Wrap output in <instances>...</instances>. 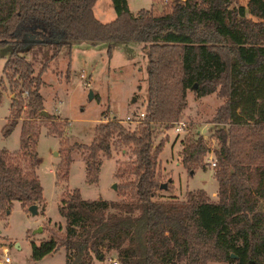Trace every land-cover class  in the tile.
<instances>
[{
    "label": "trees",
    "instance_id": "16d2710c",
    "mask_svg": "<svg viewBox=\"0 0 264 264\" xmlns=\"http://www.w3.org/2000/svg\"><path fill=\"white\" fill-rule=\"evenodd\" d=\"M94 1L0 0V44H17V31L31 30L35 37L46 29L62 33L55 47L105 41L109 54L113 41L141 42L146 59L143 115L136 125L105 119L93 126L88 144L78 145L86 151L84 180L90 183L97 180L100 155L109 157L112 146L129 147V176L117 184L121 198H82L77 188H67L57 203L63 230L58 225L49 228L47 238L30 241L31 258L61 246L64 264H86L91 254L103 256V246L117 251L119 264H264V0L245 5L167 0L160 9L134 13L126 0H111L114 16L106 22L94 16ZM42 67L34 74L31 62L15 49L1 67L16 88L2 134L14 127L21 108L26 115L18 149L0 148V214L13 200L24 209L45 203L28 128V120L43 107ZM193 83L199 96L214 91L224 96L210 119L218 124L212 173L216 199L200 188L186 190L183 199L155 198L154 169L163 141L153 145L152 126L179 117ZM48 130L61 136L56 125ZM207 150L201 135L187 139L179 150L181 163L188 169L204 167ZM68 164L67 156L58 161L56 181L66 180Z\"/></svg>",
    "mask_w": 264,
    "mask_h": 264
},
{
    "label": "rangeland",
    "instance_id": "374dc122",
    "mask_svg": "<svg viewBox=\"0 0 264 264\" xmlns=\"http://www.w3.org/2000/svg\"><path fill=\"white\" fill-rule=\"evenodd\" d=\"M126 1L132 13L139 8L152 6L160 9L167 2ZM243 2L232 0L231 3ZM92 11L102 22L114 16L111 0H95ZM22 32H16L19 40L15 47L9 43L0 44V128L10 117L9 102L16 91L4 77L1 67L7 53L15 49L31 62L34 74L43 66L39 93L46 114L36 113L28 120V128L29 144L36 153L35 172L45 203L43 208L38 203L37 212L31 213L13 200L9 211L0 214V246L7 247L10 261L5 264H64L65 250L61 246L39 259H32L30 241L37 243L47 238L50 235L49 228L56 229L60 225V230H63L64 219L57 211V203L67 188H77L82 198H121L117 193V184L129 176L127 169L133 158L129 147L112 146L109 157L100 155L97 180L90 183L84 180L83 157L86 151L78 145L88 144L93 137V126L105 119H119L128 128L136 125L146 95V59L141 42L113 41L108 54L105 41H77L69 46L60 44L55 47L52 43L62 37L60 31L52 33V36L43 29L35 37L31 30H25L24 35ZM80 72L88 80V85L82 83ZM185 98V106L175 120L184 122L179 132L173 131L174 124L154 123L152 126L153 145L159 140L163 141L154 169V176L159 182L154 191L155 198L183 199L186 190L200 188L209 199L214 200L217 183L212 175L214 167L209 160H213L214 151L205 152L204 167L188 169L181 163L179 150L182 142L193 140L198 134L209 150L217 147L214 131L218 124L212 123L210 119L224 96L215 91L199 96L190 87L186 89ZM25 115L24 108H21L14 127L5 135L0 130V148L7 151L18 149L19 127ZM125 115H130V121L125 120ZM51 125L60 128V137L50 133L48 129ZM65 156L69 158L66 180L56 181V165ZM115 171L119 176H116ZM161 183H165L164 187ZM260 206L263 207V204L260 203ZM100 250L103 256L98 258L93 255L86 264L118 262L117 251L107 250L103 246ZM207 264L224 263L208 261Z\"/></svg>",
    "mask_w": 264,
    "mask_h": 264
},
{
    "label": "built area",
    "instance_id": "2783aa9c",
    "mask_svg": "<svg viewBox=\"0 0 264 264\" xmlns=\"http://www.w3.org/2000/svg\"><path fill=\"white\" fill-rule=\"evenodd\" d=\"M79 76L82 79V83L85 84V85H88V80L85 79L84 74L82 72L79 73ZM142 115H143V112L139 111L138 112V116L141 117ZM125 120L126 121H130V115H125ZM171 124H174L172 126V128H173V131L177 133V132H179L182 129V126L184 125V122L181 121V120H177V121L171 122ZM207 151L213 152V149H210V150L208 149ZM209 160H210V164L213 166L214 165V158H213V160L212 159H209ZM91 257H93L92 254H91ZM0 260L2 261L3 264H5L6 262L10 261V258H9L8 254H7V247L3 246V245L0 246ZM90 264H94V263H90ZM111 264H118V262L117 261H112Z\"/></svg>",
    "mask_w": 264,
    "mask_h": 264
},
{
    "label": "water",
    "instance_id": "95a60500",
    "mask_svg": "<svg viewBox=\"0 0 264 264\" xmlns=\"http://www.w3.org/2000/svg\"><path fill=\"white\" fill-rule=\"evenodd\" d=\"M195 87V83L192 84V88ZM89 96H91V92L89 91ZM134 97H132L133 99ZM40 113L42 114H46V111L44 109H41L40 110ZM169 180V179H168ZM165 183H161V186L164 187ZM113 187L115 186L114 183L112 185ZM31 213H36L37 212V209H36V204L35 203H31L29 205H27L26 207ZM38 230H40V228H38ZM16 245V244H15ZM0 264H3L2 261H0Z\"/></svg>",
    "mask_w": 264,
    "mask_h": 264
},
{
    "label": "crops",
    "instance_id": "0c3cea01",
    "mask_svg": "<svg viewBox=\"0 0 264 264\" xmlns=\"http://www.w3.org/2000/svg\"><path fill=\"white\" fill-rule=\"evenodd\" d=\"M245 2H246V0H244V2L243 3H238V4H242V5H245ZM94 4V3H93ZM233 4H235V3H233ZM93 6V5H92ZM134 13V12H133ZM121 122V121H120ZM214 195H215V193H214ZM36 204V203H35ZM36 206H37V204H36ZM219 262H221V261H219Z\"/></svg>",
    "mask_w": 264,
    "mask_h": 264
}]
</instances>
